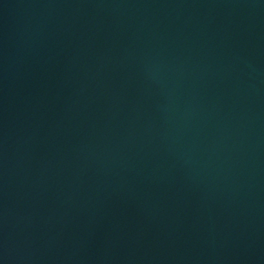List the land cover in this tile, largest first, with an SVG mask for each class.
Masks as SVG:
<instances>
[{
    "label": "water",
    "instance_id": "water-1",
    "mask_svg": "<svg viewBox=\"0 0 264 264\" xmlns=\"http://www.w3.org/2000/svg\"><path fill=\"white\" fill-rule=\"evenodd\" d=\"M0 264H264V0H0Z\"/></svg>",
    "mask_w": 264,
    "mask_h": 264
}]
</instances>
